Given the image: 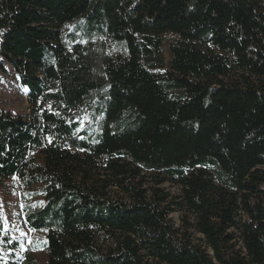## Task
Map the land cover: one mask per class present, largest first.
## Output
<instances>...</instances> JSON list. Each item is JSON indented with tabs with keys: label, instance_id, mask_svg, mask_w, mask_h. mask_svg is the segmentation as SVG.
<instances>
[{
	"label": "trees",
	"instance_id": "1",
	"mask_svg": "<svg viewBox=\"0 0 264 264\" xmlns=\"http://www.w3.org/2000/svg\"><path fill=\"white\" fill-rule=\"evenodd\" d=\"M6 65L0 187L39 186L45 253L0 264H264V0H0Z\"/></svg>",
	"mask_w": 264,
	"mask_h": 264
},
{
	"label": "rangeland",
	"instance_id": "2",
	"mask_svg": "<svg viewBox=\"0 0 264 264\" xmlns=\"http://www.w3.org/2000/svg\"><path fill=\"white\" fill-rule=\"evenodd\" d=\"M169 35L163 36L167 41ZM110 52L117 53L118 49L115 45L109 47ZM164 57L168 58L167 46H163ZM8 73L0 70V106L10 110L14 114L25 115L28 113L27 92L28 89L23 87L9 65H6ZM89 124L86 112L82 116L81 128H85ZM163 187L172 195L179 193L178 186L166 182ZM30 193L28 195V193ZM27 199L22 198L23 192L17 186L14 180H8L0 187V249L3 246L14 245L17 247L23 257L28 244H33L35 255L42 257L45 250L42 248L45 233L42 231L31 229L23 219V206L31 205L32 208L41 207L43 200L40 195L39 186L28 188L24 191ZM182 213L180 211L172 212L169 217L176 227L181 226ZM194 232V231H193ZM194 236L199 237L194 232Z\"/></svg>",
	"mask_w": 264,
	"mask_h": 264
}]
</instances>
